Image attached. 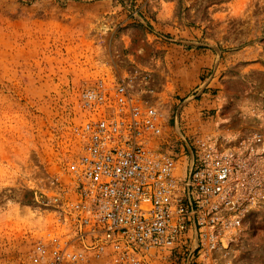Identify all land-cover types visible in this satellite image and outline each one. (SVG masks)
<instances>
[{
	"label": "rangeland",
	"instance_id": "1",
	"mask_svg": "<svg viewBox=\"0 0 264 264\" xmlns=\"http://www.w3.org/2000/svg\"><path fill=\"white\" fill-rule=\"evenodd\" d=\"M135 70L150 72L144 98L188 163L179 133L245 128L264 106V0H0V264H32L52 225L40 195L51 177L65 182L81 89ZM187 246L148 264H190ZM224 261L264 264V209L247 214Z\"/></svg>",
	"mask_w": 264,
	"mask_h": 264
},
{
	"label": "built area",
	"instance_id": "2",
	"mask_svg": "<svg viewBox=\"0 0 264 264\" xmlns=\"http://www.w3.org/2000/svg\"><path fill=\"white\" fill-rule=\"evenodd\" d=\"M150 79L128 71L81 89L65 182L51 177L40 195L53 222L33 242L32 264H148L183 244L192 264H217L247 214L264 209V106L249 108L245 128L179 133L184 163L164 144L162 111L144 98Z\"/></svg>",
	"mask_w": 264,
	"mask_h": 264
}]
</instances>
